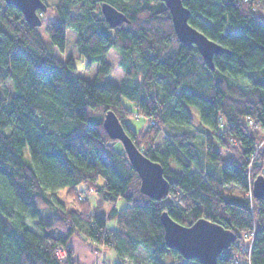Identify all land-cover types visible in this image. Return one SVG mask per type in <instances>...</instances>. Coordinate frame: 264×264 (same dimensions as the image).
Segmentation results:
<instances>
[{
    "label": "trees",
    "instance_id": "16d2710c",
    "mask_svg": "<svg viewBox=\"0 0 264 264\" xmlns=\"http://www.w3.org/2000/svg\"><path fill=\"white\" fill-rule=\"evenodd\" d=\"M42 2L44 34L0 0V264H79L73 235L115 251V264H201L167 248L164 212L184 226L206 218L248 248L233 244L217 264H264V197L247 196L264 176V0H183L189 23L228 50L214 56V69L178 40L162 0ZM102 3L128 22L112 28ZM69 30L86 69L98 65L91 81L71 58L55 56L65 52ZM112 50L124 71L119 83L110 79ZM191 107L198 134L189 130ZM108 111L163 167L166 198L141 192L138 173L115 148L121 143L105 129ZM142 118L146 127L136 131L129 120ZM89 193L102 195L99 206L113 205L108 215L95 212Z\"/></svg>",
    "mask_w": 264,
    "mask_h": 264
},
{
    "label": "water",
    "instance_id": "95a60500",
    "mask_svg": "<svg viewBox=\"0 0 264 264\" xmlns=\"http://www.w3.org/2000/svg\"><path fill=\"white\" fill-rule=\"evenodd\" d=\"M4 1L19 9L32 28H40L43 25L39 13L46 12L47 7L42 0ZM162 1L170 11L178 40L190 48L195 46L207 66L214 69V56L227 53L228 50L189 23L191 12L183 0ZM101 11L112 28L128 22L127 17L109 3H102ZM104 126L110 138L123 145L131 165L141 179V192L154 200L166 198L169 195L170 182L164 175L163 167L138 149L113 111H108ZM252 192L257 199L264 197L263 175L254 180ZM161 221L167 248L177 251L184 259L198 260L201 264H217L221 253L229 249L237 239L231 230L206 218L197 220L191 226H184L164 212Z\"/></svg>",
    "mask_w": 264,
    "mask_h": 264
},
{
    "label": "rangeland",
    "instance_id": "374dc122",
    "mask_svg": "<svg viewBox=\"0 0 264 264\" xmlns=\"http://www.w3.org/2000/svg\"><path fill=\"white\" fill-rule=\"evenodd\" d=\"M42 13V12H41ZM40 30L42 32V34H44V26L40 27ZM76 40H77V34L74 31H68L67 33V42H66V48H65V52H59L56 51L55 56L57 57V59H59L61 62H66L69 58H71L74 61V64L77 67V75L80 77H83L86 80H93L96 72H97V68L98 65L95 64L91 69H86V62L83 58L80 57L78 51H77V46H76ZM120 55L112 50L109 53L108 56V61L112 64L113 70L112 73L110 75V79L116 83L121 82V80L124 77V71L122 69V67L120 66ZM190 111L193 113V120H194V125L191 126L189 128L190 131L194 132L195 134H198V120H197V116H196V109L191 107ZM198 115V114H197ZM129 123L134 127V129L136 131H139L141 128L146 127V121L142 118V119H130ZM115 148L119 151V152H124V147L122 144H116ZM230 194H234V195H242V193H240V191L238 189H231V191H229ZM64 192L61 191L58 194V197L60 198L61 201L65 202V196H64ZM244 195V194H243ZM89 200L90 203L92 205V208L95 209L96 213L98 215H108L110 210L112 209L113 205L110 203H104L103 205L99 206L98 205V201L102 198V195L100 193H89ZM118 209H121L123 207H125V202L124 201H119L116 204ZM109 227L114 228L116 227V222L115 221H110L108 223ZM76 236V235H75ZM74 236V237H75ZM72 240H70V245L72 246V248L75 251V254L77 256V259L79 260L80 263L84 264L86 263L87 259H86V255L85 253H83L80 249L79 246H77L74 243V238H71ZM236 241H238V239H236ZM83 242V241H82ZM245 243H247V245L249 244V240H244ZM84 243V242H83ZM85 245L87 243H84ZM233 245V244H232ZM232 245L230 247H232ZM96 248V247H95ZM97 249V248H96ZM104 248H99V251H103ZM106 257H108L109 259V263L110 264H115L120 260V257L117 255V253L113 250L107 249L105 252ZM137 255L146 263H150L152 261V256L151 254L143 247H140ZM107 259V258H106ZM165 262L168 261L167 258L163 259ZM127 264H132L131 262H128Z\"/></svg>",
    "mask_w": 264,
    "mask_h": 264
},
{
    "label": "crops",
    "instance_id": "0c3cea01",
    "mask_svg": "<svg viewBox=\"0 0 264 264\" xmlns=\"http://www.w3.org/2000/svg\"><path fill=\"white\" fill-rule=\"evenodd\" d=\"M75 235H73L72 237L74 238V243L77 245V246H79L80 247V249H81V251L83 252V253H85V255H86V259H87V261H86V263H84V264H110L108 261H109V259H108V257H106V255H105V252H106V250H107V248H104V250L103 251H99V250H97L93 245H88V244H84L77 236H75ZM71 237V238H72ZM70 238V240H72ZM70 240H69V243H70ZM71 246V245H70ZM72 247V246H71ZM73 249V248H72ZM73 252H74V256H73V258H74V260L76 261V262H78L79 264H82V263H80L79 262V260L77 259V256H76V254H75V251H74V249H73ZM107 258V259H106ZM108 260V261H107ZM113 264V263H112Z\"/></svg>",
    "mask_w": 264,
    "mask_h": 264
},
{
    "label": "built area",
    "instance_id": "2783aa9c",
    "mask_svg": "<svg viewBox=\"0 0 264 264\" xmlns=\"http://www.w3.org/2000/svg\"><path fill=\"white\" fill-rule=\"evenodd\" d=\"M40 14H42V13L40 12ZM247 196L250 197V198H251V196H253V192H252V190L247 194ZM245 237H246V235H245ZM251 240H252V239H251ZM233 244L238 245L239 243H238L237 241H235ZM244 246H245V245H243V243H242V244H239V246H238V250H241V251L245 252L246 249H248V248H247V247L245 248ZM236 251H237V250H236ZM58 254H59V256L61 257V259H63V258L65 257V251L62 250V249H59V250H58ZM234 263H235V264H241V262H240V260H239L238 258H235Z\"/></svg>",
    "mask_w": 264,
    "mask_h": 264
},
{
    "label": "bare ground",
    "instance_id": "6f19581e",
    "mask_svg": "<svg viewBox=\"0 0 264 264\" xmlns=\"http://www.w3.org/2000/svg\"><path fill=\"white\" fill-rule=\"evenodd\" d=\"M107 113V112H106ZM96 182H94V184H95Z\"/></svg>",
    "mask_w": 264,
    "mask_h": 264
}]
</instances>
